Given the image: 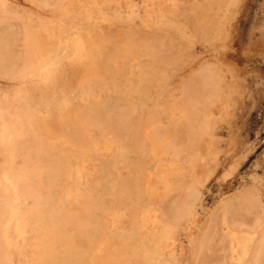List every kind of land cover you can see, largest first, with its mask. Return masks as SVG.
I'll return each instance as SVG.
<instances>
[{
  "label": "rangeland",
  "instance_id": "obj_1",
  "mask_svg": "<svg viewBox=\"0 0 264 264\" xmlns=\"http://www.w3.org/2000/svg\"><path fill=\"white\" fill-rule=\"evenodd\" d=\"M0 35L13 264H188L210 212L241 191L264 202V0H0ZM202 73L209 98L191 103ZM182 193L193 209L165 213Z\"/></svg>",
  "mask_w": 264,
  "mask_h": 264
},
{
  "label": "bare ground",
  "instance_id": "obj_2",
  "mask_svg": "<svg viewBox=\"0 0 264 264\" xmlns=\"http://www.w3.org/2000/svg\"><path fill=\"white\" fill-rule=\"evenodd\" d=\"M30 21V20H29ZM104 24V23H103ZM7 30V29H6ZM5 30V31H6ZM4 32V31H3ZM135 32V30H134ZM113 33V32H112ZM4 34H2L3 37ZM1 36V35H0ZM115 36V35H114ZM122 36V35H121ZM124 36V35H123ZM136 36V35H135ZM1 37V39H2ZM47 37H50L47 35ZM147 37V36H146ZM145 38V37H144ZM126 39V38H125ZM124 39V40H125ZM49 40V38H48ZM151 41V40H150ZM6 42V40H5ZM79 42V41H78ZM122 42V41H121ZM130 42V41H129ZM7 43V42H6ZM5 43V44H6ZM126 44V42H125ZM143 44V43H142ZM81 45V43L79 44ZM128 45V44H127ZM145 45V44H144ZM159 45V44H158ZM50 47V45H49ZM156 47V45H155ZM157 48V47H156ZM1 50V49H0ZM150 52V51H149ZM4 53V51H3ZM6 54H4V56L8 57L7 59H9V56L12 55V52L10 50H6L5 52ZM147 53V52H146ZM152 53V52H151ZM47 55V54H46ZM2 57V56H1ZM12 62V61H11ZM8 63V61H1V65L6 66ZM91 68V67H90ZM27 69V68H26ZM87 69V68H85ZM92 72V71H91ZM194 79V78H193ZM191 80V79H190ZM213 80V79H212ZM210 79L207 78L206 75H203V73L198 76V80L195 79L194 81H189L190 83L192 82V84L188 85V89L187 87L185 89H187L186 92V100H188L189 102H193L194 100L196 102H201V100L204 102L207 97L209 98V86H211V84L214 83V81H212ZM202 85H201V84ZM223 84V83H222ZM197 85V86H195ZM199 85L202 86V88L207 92H205L204 90H200L201 87H198ZM216 84L213 85V91L217 92L214 93L212 96L216 97L219 96V98H221L222 95H218V89L215 86ZM205 86V87H203ZM218 87V86H217ZM222 90V89H219ZM185 91V90H184ZM212 91V92H213ZM228 91V90H227ZM212 96H210V100L212 98ZM182 100L185 98H181ZM234 99V98H233ZM209 100V99H208ZM214 100V99H213ZM212 100V101H213ZM178 101V100H177ZM188 101H185V103H188ZM183 102V101H182ZM181 102V103H182ZM215 102V101H214ZM217 102V101H216ZM221 102V101H220ZM225 102V101H224ZM209 103V102H208ZM105 104V103H104ZM213 104V103H212ZM180 105V104H179ZM178 105V107H179ZM181 106V105H180ZM227 106V105H226ZM177 108V107H176ZM182 108L179 107V109ZM225 108V107H224ZM105 108H103L102 110H104ZM107 109V108H106ZM171 109V108H170ZM175 109V108H173ZM98 110V109H97ZM109 110V109H108ZM134 110V109H132ZM200 110V109H199ZM184 111V110H182ZM226 111V110H225ZM104 112V111H103ZM103 112L101 114H103ZM107 112V110L105 111V113ZM109 112V111H108ZM116 112V111H114ZM113 112V113H114ZM75 113V112H74ZM173 113V111H172ZM72 114V113H71ZM97 114V112L95 113V115ZM109 114V113H107ZM106 114V115H107ZM118 114V113H117ZM182 114V112H181ZM187 114V113H186ZM194 114V113H193ZM88 115V114H87ZM111 115V114H109ZM89 116V115H88ZM97 116V115H96ZM107 117V116H106ZM105 117V118H106ZM110 117V116H108ZM107 117V118H108ZM221 117V116H220ZM106 118V119H107ZM126 118V117H125ZM72 119V118H71ZM110 120V118H108ZM107 119V120H108ZM73 121V120H72ZM52 122V121H51ZM71 122V121H70ZM69 122V123H70ZM74 122V121H73ZM113 122V121H112ZM116 122V120H114V123ZM113 124V123H111ZM116 124V123H115ZM52 125V124H51ZM102 125V124H101ZM121 125V123H120ZM119 125V126H120ZM181 125V124H180ZM10 126V125H8ZM41 126V125H40ZM110 126V125H109ZM118 126V125H115ZM54 127V126H53ZM121 127V126H120ZM181 127V126H180ZM185 127V124H184ZM62 128V127H60ZM66 128V127H65ZM113 128V127H112ZM151 128V127H150ZM176 128V127H175ZM207 128V126H206ZM169 129V128H168ZM183 129L181 128H177V132H181L179 131ZM110 130V129H109ZM112 130V129H111ZM114 130V128H113ZM112 130V131H113ZM118 130V128H115V131ZM176 130V129H175ZM63 131V129H62ZM62 131H59L60 133ZM123 131V130H122ZM67 132V131H66ZM114 132L112 133V137L114 136ZM118 132V131H117ZM159 133H161V131H158ZM175 132V131H174ZM173 132V133H174ZM175 132V133H177ZM53 133V132H52ZM63 133V132H62ZM61 133V134H62ZM172 133V131H171ZM172 135H175L173 134ZM47 134V131L45 132V135ZM56 134V133H55ZM117 134H121L120 131ZM115 133V135H117ZM169 134V133H168ZM180 135H182L181 133H178ZM52 135L51 133H49V136ZM111 135V134H110ZM171 135V136H172ZM75 136V135H74ZM109 136V135H108ZM119 138V135H117ZM166 135L165 139L167 140L169 137ZM123 137V136H122ZM168 137V138H167ZM180 137V136H179ZM60 138V137H59ZM162 138V137H161ZM50 140V139H49ZM161 140V139H159ZM163 140V139H162ZM163 140V141H166ZM149 142V141H148ZM162 142V141H160ZM214 142V141H213ZM212 142V143H213ZM218 142V141H217ZM216 143V141H215ZM21 144V143H20ZM158 144V143H157ZM148 145V144H146ZM207 146V145H206ZM151 147V144H150ZM171 147V146H170ZM176 147V146H175ZM10 149V148H9ZM150 149V148H149ZM157 149V148H156ZM15 152V151H13ZM15 154V153H13ZM16 155V154H15ZM10 156V154H9ZM12 156V154H11ZM14 157V156H13ZM13 157L12 160H13ZM16 158V156L14 157V159ZM26 158V157H25ZM214 158V157H213ZM210 161V160H209ZM12 162V161H10ZM180 162V161H179ZM53 163V162H52ZM80 168V167H79ZM199 170V169H198ZM51 172V171H49ZM197 172V169H196ZM80 173V172H79ZM7 176V173H5L4 176L0 177V184H3L2 182L5 181V177ZM38 177V176H37ZM36 177V178H37ZM91 178V177H90ZM80 179V178H79ZM91 181V180H90ZM71 182V181H70ZM87 182V181H86ZM96 182V181H95ZM169 183V181H168ZM87 184H89L87 182ZM4 186V185H3ZM18 188V187H17ZM143 188V187H142ZM8 189V187H7ZM20 190V189H19ZM28 190V189H27ZM31 191V189H29ZM253 190V189H252ZM251 190V191H252ZM3 191V190H2ZM159 191V190H158ZM249 191V189H248ZM250 191V192H251ZM1 192V191H0ZM242 192V191H241ZM238 193L237 195H233L232 198H230V200L228 201V205L227 207H223L221 209H218L217 211H213L210 212L208 214V216L206 217V220H203V223L200 225V227L198 228V231L194 232L192 231V239H191V245H192V253H189V257H188V264H264V202L263 199L259 196H257V193ZM3 193V192H2ZM1 193V194H2ZM9 195H6V197L10 198L12 201L17 198L15 196V191L12 192H8ZM50 193V192H49ZM158 194V192H157ZM194 195L196 193H193ZM141 195V194H140ZM173 197L177 196L179 197V195H174L172 194ZM193 195V196H194ZM197 195V194H196ZM24 196V194H23ZM33 196V195H32ZM183 196V197H182ZM190 196V195H189ZM187 195H181L180 199L181 200L179 202V204H181L179 206V204H177L178 206H173L172 209L168 208V210L166 209L167 212L165 213H169L172 214L174 213L176 215V213L178 211L181 210H186V211H190L192 208L191 203H189V201H187V197H189ZM198 196V195H197ZM15 197V198H14ZM22 197V196H21ZM151 197V196H150ZM172 197L171 195L168 196L167 198ZM196 197V196H195ZM194 199H197V197ZM199 197V196H198ZM165 196V199H167ZM174 198V199H176ZM190 198V197H189ZM170 199V198H169ZM193 199V198H192ZM192 199H188L191 200ZM227 199V198H226ZM81 200V199H80ZM155 200V199H154ZM159 200V199H157ZM164 200V199H163ZM173 200V198H172ZM170 200V201H172ZM183 200V201H182ZM167 201V200H164ZM163 201V202H164ZM72 202V201H71ZM156 202V200L154 201ZM173 202V201H172ZM171 202V203H172ZM5 204H9V202L7 200H5L4 202ZM165 203V202H164ZM170 203V205H171ZM177 203V202H176ZM74 204V203H73ZM81 205V203L79 202V206ZM153 205H156L153 204ZM164 204L159 206H163ZM169 205V206H170ZM165 206V205H164ZM163 206V207H164ZM200 206V205H198ZM195 212V211H194ZM179 214V213H178ZM194 215V213L192 214ZM205 215H203L204 217ZM168 217V215H167ZM174 217V216H173ZM172 217V218H173ZM196 217V216H195ZM194 217V218H195ZM193 218V217H192ZM189 217V219H192ZM186 219V218H185ZM197 219H201V218H197ZM170 220V219H169ZM185 222V220L181 223L183 224ZM18 225V227H23L24 225H19L18 221L16 223L13 222L12 225ZM186 224V225H185ZM193 224V223H192ZM10 225V224H8ZM15 225V228H16ZM42 225V224H41ZM185 225V227L188 225L186 222L183 224ZM194 225V224H193ZM192 225V226H193ZM222 225H224L229 232H223L222 230ZM197 226V225H196ZM59 227V226H58ZM191 227V226H190ZM60 228V227H59ZM193 227H191L192 229ZM187 229V228H185ZM16 230V229H15ZM18 232H20V230H16ZM189 232V231H188ZM59 233V232H58ZM187 234V232H185ZM191 233V232H190ZM189 234V233H188ZM195 234V236H194ZM230 234H232L234 237H236L235 242L231 240L230 238ZM61 235V234H60ZM191 236V235H190ZM22 237V236H21ZM189 237V236H188ZM187 239V238H186ZM184 241V240H183ZM48 242H46L47 245ZM176 243V242H175ZM183 243V242H181ZM62 244V243H61ZM180 244V243H179ZM0 246H7V244L5 243V240H0ZM53 246V245H52ZM185 246V244H184ZM187 246V245H186ZM189 246H187L188 248ZM186 248V249H187ZM184 249V248H183ZM185 249V250H186ZM53 250V249H52ZM191 251V247L189 249ZM188 250V251H189ZM184 251V250H183ZM54 252V251H53ZM17 253L23 257L25 259L26 257V252L25 249L23 247V245L19 246ZM188 253V252H187ZM184 254V253H183ZM186 254V253H185ZM45 255V254H44ZM187 255V254H186ZM12 256V255H11ZM100 256V255H99ZM54 257V256H53ZM185 257V255H184ZM186 258V257H185ZM0 264H13V261L10 260V254L9 251L5 252V253H0ZM26 260V259H25ZM25 260L23 261H18V264H28L34 261H28L26 262ZM182 260V259H181ZM186 261V259H185ZM94 263V262H93Z\"/></svg>",
  "mask_w": 264,
  "mask_h": 264
}]
</instances>
